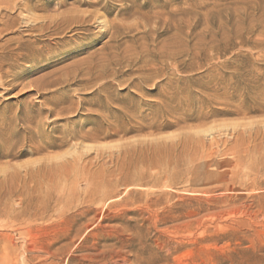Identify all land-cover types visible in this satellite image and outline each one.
Here are the masks:
<instances>
[{
	"label": "rangeland",
	"instance_id": "obj_1",
	"mask_svg": "<svg viewBox=\"0 0 264 264\" xmlns=\"http://www.w3.org/2000/svg\"><path fill=\"white\" fill-rule=\"evenodd\" d=\"M5 26L0 264H264V0H0Z\"/></svg>",
	"mask_w": 264,
	"mask_h": 264
},
{
	"label": "bare ground",
	"instance_id": "obj_2",
	"mask_svg": "<svg viewBox=\"0 0 264 264\" xmlns=\"http://www.w3.org/2000/svg\"><path fill=\"white\" fill-rule=\"evenodd\" d=\"M98 19V18H97ZM84 20L83 19H76V21L73 23V24H77V25H75V26H77V27H79L80 29L83 27V24H84V22H83ZM34 23V22H33ZM29 24V23H28ZM31 24V23H30ZM37 25L38 24H33V25H30V26H28V27H30V29H36V27H37ZM102 25H104V24H102ZM78 28V29H79ZM29 29V28H28ZM10 30V28H8V27H4L1 31H0V34H2V33H4V32H7V31H9ZM19 41H21V40H18V42L14 45V46H12V45H3L4 46V48H3V50L4 51H2V54H0V63L1 62H3V61H12V62H16V61H18V60H20V59H24L25 58V55L23 54V53H21L20 51L22 50V45L24 44H21V43H19ZM2 46V47H3ZM11 66H12V64H11ZM82 138H84V137H82ZM79 142V141H78ZM83 147H85L86 149H89V148H91V146H89V145H85V146H83ZM38 149V148H37ZM84 150V149H83ZM82 154V153H81ZM77 166V165H76ZM86 166V165H85ZM20 204V203H19ZM21 205V204H20ZM12 210V213L14 214L13 216L14 217H20L21 215H22V212L21 211H19V210H16V209H11ZM7 212V211H6ZM5 212V213H6ZM5 213H2V214H5ZM35 215V214H34Z\"/></svg>",
	"mask_w": 264,
	"mask_h": 264
}]
</instances>
